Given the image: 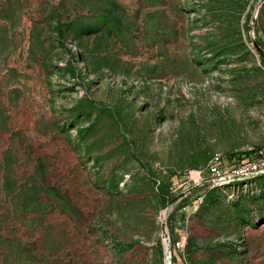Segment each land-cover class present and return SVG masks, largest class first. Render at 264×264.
Segmentation results:
<instances>
[{
	"label": "rangeland",
	"instance_id": "374dc122",
	"mask_svg": "<svg viewBox=\"0 0 264 264\" xmlns=\"http://www.w3.org/2000/svg\"><path fill=\"white\" fill-rule=\"evenodd\" d=\"M255 45L264 0H0V264H264Z\"/></svg>",
	"mask_w": 264,
	"mask_h": 264
},
{
	"label": "built area",
	"instance_id": "2783aa9c",
	"mask_svg": "<svg viewBox=\"0 0 264 264\" xmlns=\"http://www.w3.org/2000/svg\"><path fill=\"white\" fill-rule=\"evenodd\" d=\"M225 161L220 155L213 157L207 167L210 176L220 178L224 181V170H226ZM264 170V147L253 154L252 159H247L239 165L236 173L229 179L230 182L241 181L256 175ZM179 245L177 244V247Z\"/></svg>",
	"mask_w": 264,
	"mask_h": 264
},
{
	"label": "water",
	"instance_id": "95a60500",
	"mask_svg": "<svg viewBox=\"0 0 264 264\" xmlns=\"http://www.w3.org/2000/svg\"><path fill=\"white\" fill-rule=\"evenodd\" d=\"M255 48L258 51L260 57L264 60V52L257 45H255Z\"/></svg>",
	"mask_w": 264,
	"mask_h": 264
},
{
	"label": "bare ground",
	"instance_id": "6f19581e",
	"mask_svg": "<svg viewBox=\"0 0 264 264\" xmlns=\"http://www.w3.org/2000/svg\"><path fill=\"white\" fill-rule=\"evenodd\" d=\"M167 262H169V255H168V257H167Z\"/></svg>",
	"mask_w": 264,
	"mask_h": 264
}]
</instances>
